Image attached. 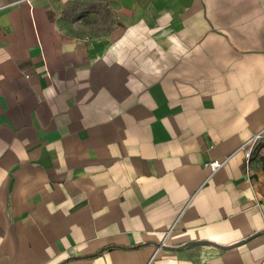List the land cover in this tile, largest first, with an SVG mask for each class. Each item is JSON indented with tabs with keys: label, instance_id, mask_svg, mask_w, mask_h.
I'll return each mask as SVG.
<instances>
[{
	"label": "crops",
	"instance_id": "1",
	"mask_svg": "<svg viewBox=\"0 0 264 264\" xmlns=\"http://www.w3.org/2000/svg\"><path fill=\"white\" fill-rule=\"evenodd\" d=\"M82 1L0 0V264H264V0Z\"/></svg>",
	"mask_w": 264,
	"mask_h": 264
},
{
	"label": "rangeland",
	"instance_id": "2",
	"mask_svg": "<svg viewBox=\"0 0 264 264\" xmlns=\"http://www.w3.org/2000/svg\"><path fill=\"white\" fill-rule=\"evenodd\" d=\"M82 2L72 11L68 22L80 24L84 31L94 34L110 28L112 13L108 0H95V2L85 0Z\"/></svg>",
	"mask_w": 264,
	"mask_h": 264
},
{
	"label": "built area",
	"instance_id": "3",
	"mask_svg": "<svg viewBox=\"0 0 264 264\" xmlns=\"http://www.w3.org/2000/svg\"><path fill=\"white\" fill-rule=\"evenodd\" d=\"M261 135L258 134L256 135L248 144L247 149L245 150V170L246 173L249 174L250 171V167H251V160L253 157V154L256 150V148L258 147V140L260 139ZM224 160L223 161H219V160H214L211 162L206 163L207 167H210L212 172L217 171L219 168L222 167V165L224 164Z\"/></svg>",
	"mask_w": 264,
	"mask_h": 264
},
{
	"label": "water",
	"instance_id": "4",
	"mask_svg": "<svg viewBox=\"0 0 264 264\" xmlns=\"http://www.w3.org/2000/svg\"><path fill=\"white\" fill-rule=\"evenodd\" d=\"M196 242H191V243H189V244H186V246H189V245H193V244H195ZM185 247V246H184Z\"/></svg>",
	"mask_w": 264,
	"mask_h": 264
},
{
	"label": "trees",
	"instance_id": "5",
	"mask_svg": "<svg viewBox=\"0 0 264 264\" xmlns=\"http://www.w3.org/2000/svg\"><path fill=\"white\" fill-rule=\"evenodd\" d=\"M101 252H99V253H97V254H95L94 256H96V255H99Z\"/></svg>",
	"mask_w": 264,
	"mask_h": 264
}]
</instances>
